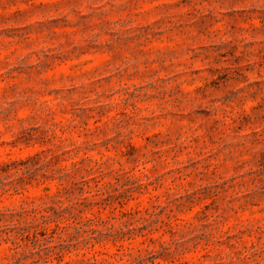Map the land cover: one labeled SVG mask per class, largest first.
<instances>
[{
	"label": "clouds",
	"instance_id": "clouds-1",
	"mask_svg": "<svg viewBox=\"0 0 264 264\" xmlns=\"http://www.w3.org/2000/svg\"><path fill=\"white\" fill-rule=\"evenodd\" d=\"M0 264H264V0H0Z\"/></svg>",
	"mask_w": 264,
	"mask_h": 264
}]
</instances>
